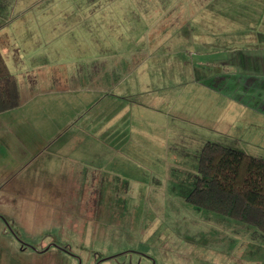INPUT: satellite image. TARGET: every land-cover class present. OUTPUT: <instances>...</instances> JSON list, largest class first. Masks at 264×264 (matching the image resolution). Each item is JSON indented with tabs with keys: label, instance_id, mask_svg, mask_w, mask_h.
Listing matches in <instances>:
<instances>
[{
	"label": "rangeland",
	"instance_id": "rangeland-1",
	"mask_svg": "<svg viewBox=\"0 0 264 264\" xmlns=\"http://www.w3.org/2000/svg\"><path fill=\"white\" fill-rule=\"evenodd\" d=\"M0 42L23 105L0 114V264H264L255 226L186 198L206 141L264 157V0H0ZM110 96L145 135L68 138Z\"/></svg>",
	"mask_w": 264,
	"mask_h": 264
},
{
	"label": "trees",
	"instance_id": "trees-1",
	"mask_svg": "<svg viewBox=\"0 0 264 264\" xmlns=\"http://www.w3.org/2000/svg\"><path fill=\"white\" fill-rule=\"evenodd\" d=\"M19 104V88L0 48V111ZM187 200L255 226L264 234V157L206 141Z\"/></svg>",
	"mask_w": 264,
	"mask_h": 264
},
{
	"label": "crops",
	"instance_id": "crops-1",
	"mask_svg": "<svg viewBox=\"0 0 264 264\" xmlns=\"http://www.w3.org/2000/svg\"><path fill=\"white\" fill-rule=\"evenodd\" d=\"M170 40V39H169ZM173 40V39H171ZM0 48L3 52V55L5 56L6 59V53H5V48L2 45V43L0 42ZM7 62V59H6ZM8 64V63H7ZM14 75V74H13ZM135 81V80H134ZM137 82L135 81L133 83V86L131 87V92L130 94H138L136 88H139V86L136 84ZM215 88V87H214ZM218 89V88H216ZM127 87L125 88V86L120 85V84H116L112 87L111 90H106L105 92L110 95V94H122L125 91H127ZM49 91H45V94H47ZM254 94L256 93L254 91V89H252L251 93ZM259 92L260 94L263 95L264 97V83L259 87ZM51 93H54L52 95V98L54 100H58L59 98V90H55L54 92L51 91ZM250 94V92H249ZM43 97V103H45L44 98L47 97V95L45 96H41ZM41 103H42V98H40ZM117 100H112L111 96L109 97L108 101L106 102V105H104V108L102 110H99L98 114H95L93 119H90L91 117L89 116V121H88V129L86 130V132L83 133H78V130H75V127H73L70 130H66V134L68 136V138L72 139L73 141H79L83 139H87L88 141H98V139H103L104 141H109L112 139V141L115 142H122L124 140L125 134H126V127L130 126L131 129V133L132 135L136 136V135H141L144 136L145 132L142 129V123L140 120H138L137 118H134V112L133 114H131L132 110L135 111V107L129 106L128 104H126L125 102H116ZM252 103H247L244 104L247 109L249 110V112L251 113L250 110L252 111H257L259 113H263L264 114V102L262 104H258V102H255V98L253 97ZM20 100H19V104L16 107L10 108V109H6L3 111H0V114H3L5 112L11 111V110H15L16 108H21L23 105H20ZM41 105H39L40 107ZM47 108V104L44 105V108ZM23 108V107H22ZM43 108V110H44ZM95 107H92L91 109H93ZM138 108V107H137ZM52 109H60V105H55V107H53ZM147 109H152V108H147ZM46 111V110H45ZM148 118H150V116L152 115L149 111L148 113ZM130 119V120H128ZM42 126H45L46 124V120L43 118V120H41ZM73 121V120H72ZM69 124H73L70 120ZM149 126L154 127L156 126V123H154V121H150L148 123ZM48 127V126H47ZM45 131H47V129L42 128L41 132L42 134L45 135V139H60L62 136H64L63 131L59 132L58 129H56L51 135H48ZM50 136V137H49ZM100 137V138H97ZM141 138V137H139ZM69 139V140H70ZM125 141V140H124ZM219 142V141H217ZM221 142V141H220ZM222 143V142H221Z\"/></svg>",
	"mask_w": 264,
	"mask_h": 264
}]
</instances>
